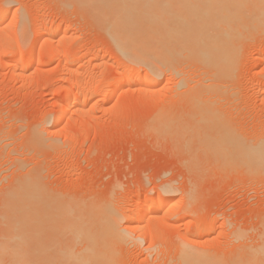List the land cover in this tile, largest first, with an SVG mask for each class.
Instances as JSON below:
<instances>
[{
	"label": "rangeland",
	"instance_id": "rangeland-1",
	"mask_svg": "<svg viewBox=\"0 0 264 264\" xmlns=\"http://www.w3.org/2000/svg\"><path fill=\"white\" fill-rule=\"evenodd\" d=\"M92 10L79 0H0V264H83L74 256L83 245L57 244L51 232L45 240L33 221L23 234L29 242L8 241L16 192L32 178L52 204L71 203L86 218L116 217L114 253L96 264H180L181 247L231 261L258 246L264 173L230 167L213 142L228 132L251 144L264 138V26L238 39L223 64L182 56L147 87L122 74L130 64ZM47 29L55 34L45 42ZM77 93L86 101L74 106ZM60 103L68 110L57 122ZM149 197L155 205L141 210ZM158 199L175 206L157 211ZM134 210L138 220L125 222Z\"/></svg>",
	"mask_w": 264,
	"mask_h": 264
},
{
	"label": "bare ground",
	"instance_id": "bare-ground-1",
	"mask_svg": "<svg viewBox=\"0 0 264 264\" xmlns=\"http://www.w3.org/2000/svg\"><path fill=\"white\" fill-rule=\"evenodd\" d=\"M79 1L86 4L88 7L90 6L94 10V13L98 17L97 19L99 20L104 32L111 39L122 58L125 59V61H127L130 65H138L139 67L142 66L147 69L146 72L142 70L145 75H141L139 72H137V69V71H135L134 68H129L132 66L124 62L129 67L123 68V64V69H121L123 70V73L122 71L121 73L125 77L131 79V81L147 84V87L151 82H155L153 79L161 76V72L163 70H165V72L166 70L172 71L173 67L175 68V66H173L175 61H177L178 58L182 56L191 57L204 67L214 68L220 64H223L229 56H231L234 52H237L238 39L244 37L248 30H255L261 26H264V0H214L208 3H176L173 0ZM3 22L4 15L0 14V25L4 24ZM66 29L68 28H65V31ZM54 34L55 32L53 30L47 29V31L44 33V41L46 42V40L49 39L50 36L52 37ZM39 56H30L29 61L38 62L40 60ZM27 63L25 61V65H28ZM19 67L21 68L20 63ZM24 69L25 67L23 70ZM121 80L122 78L120 81ZM139 83L137 84L139 85ZM153 83H151V86L156 82L154 84ZM178 83L181 84L182 80H178ZM121 85L116 88V92L118 90H122ZM91 92L92 91H90V94ZM79 93H77L78 95L74 94L72 97V105L74 104V106L75 103L79 104V102L86 101V93L85 96L84 94L80 95ZM95 96L97 97V95ZM68 97L71 98V96ZM68 102L70 103V101ZM200 103L197 102V104ZM57 105H59L56 116V120L58 122L63 120L64 116H66L68 108L63 103ZM69 107H71V105ZM240 137L231 134L230 132L224 134L223 136L217 137L219 142H213L214 149L217 150V147L221 148L219 150H222V154L224 156L223 159L225 160L224 162L229 163L228 165L232 164L230 167L234 165H242V167L245 169L249 168L258 171L259 173H264V138L255 142L254 144H251L247 142V139H242ZM21 185L22 186H20L21 188L19 189L20 191L16 192L18 202L16 205V210L14 211L15 215H13L15 220L14 223H12V230L14 231L13 233H10V237L7 236L8 241L12 242L11 244L23 242V240L26 238H24L23 235L25 234V226H28V223L29 226H31L32 222L30 221H33L34 224L36 222L38 229H41V235L45 236V240L50 238L46 236L48 235L47 232H51L52 234L50 233V236L54 234L53 238L54 236H56V239H58L57 237L60 238V240L58 239L59 243L56 242L57 244L64 245V243H62L63 241L65 244L67 243L69 245H83L84 248L82 252L79 251L78 253L81 252L80 254L76 252L78 255H74L76 256L77 260L81 261L83 264H88V261L90 260L91 262L98 261L99 258L100 260L101 258H105L106 260L109 259V261L111 260V255H109V253H114L113 249L111 248V244H114L112 243V240L117 239L116 237L119 236L117 229V219L115 216L109 215L108 213H103L101 216H98L99 218H86L80 213L79 208L77 209L74 205H71V203L69 204L63 201V204L61 203L60 205V202L58 205H56L57 203L52 204L53 198L50 196H44V193L42 192L43 190L39 188V184L34 178L28 179V181ZM45 195L48 194L45 193ZM46 198H52V201L50 199V201H48ZM155 201L156 200H154V198L152 199L149 197L145 201H142L143 203L140 202L141 210L149 211L155 205ZM159 201L160 204L156 209L157 211L172 209L175 206L173 200L171 201L169 199H163ZM136 205L139 204L137 203ZM10 217H12V215H10ZM138 218L137 210H134L129 211L124 219L125 222H132L134 219L137 221ZM157 221L160 223L162 222L160 220ZM198 226L203 225L199 224ZM198 226H196L194 233L203 234L201 233L202 228ZM12 227L9 228L11 229ZM29 230L28 233L30 232ZM35 230L33 233H35ZM194 233L192 232L190 234L193 235ZM35 234L32 235L34 236ZM195 236L198 237V235ZM38 237H40V235L37 236V239H40L42 242V239ZM32 239L35 240L34 237ZM27 240L29 242V239ZM150 241L149 244H152ZM53 242L54 241L51 243ZM257 244H254L256 247L247 251H240V253L236 255V258L231 261H228L229 258L225 261L221 259V257L218 258V256H212L204 251H189L188 249L181 247L179 263L264 264V236L262 237L260 244L258 246ZM71 251L69 248V250L66 252L72 256ZM73 253H75V251ZM108 255L110 257H108ZM94 263L96 264V262Z\"/></svg>",
	"mask_w": 264,
	"mask_h": 264
}]
</instances>
